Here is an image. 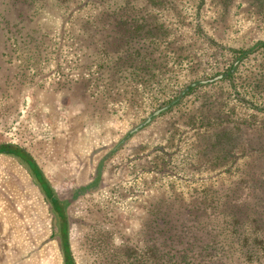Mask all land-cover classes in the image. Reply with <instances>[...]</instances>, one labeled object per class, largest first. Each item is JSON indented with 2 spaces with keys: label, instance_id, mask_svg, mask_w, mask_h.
Returning <instances> with one entry per match:
<instances>
[{
  "label": "rangeland",
  "instance_id": "1",
  "mask_svg": "<svg viewBox=\"0 0 264 264\" xmlns=\"http://www.w3.org/2000/svg\"><path fill=\"white\" fill-rule=\"evenodd\" d=\"M227 1L0 0V145L66 203L76 264H264L229 216L264 204V47L137 130L264 42V5ZM0 264H64L52 208L7 155Z\"/></svg>",
  "mask_w": 264,
  "mask_h": 264
},
{
  "label": "trees",
  "instance_id": "2",
  "mask_svg": "<svg viewBox=\"0 0 264 264\" xmlns=\"http://www.w3.org/2000/svg\"><path fill=\"white\" fill-rule=\"evenodd\" d=\"M230 1L232 0H229L227 2ZM258 2L261 6L264 5V0H258ZM261 47H264V42L258 43L254 47L240 52L238 54V58L236 59L233 65L232 70L215 75L213 78L210 79L194 81L189 85L185 86V88L179 93L177 97L164 104L157 112L152 114L149 120L144 121L142 125L138 127L137 130H141L143 128L148 127L154 119L173 110L186 97L192 95L199 88L209 86L217 82H225L231 80L238 65L249 55H251ZM137 130L130 132L127 137H131L134 133L137 132ZM0 155H7L18 159L31 173L35 184L39 187L40 191L46 198L57 220L60 237V246L63 254L64 264H76L71 253L68 238V222L67 214L65 211L67 206L66 203L59 199L58 195L56 194L48 179L45 177L39 165L25 149L13 144H1ZM261 206L262 209L260 210L257 208L253 209L248 206L246 207V211L240 210L238 213L230 212L229 216H231L232 221L234 222V226L238 227V229H240L242 232H245L241 233L242 239L244 241L243 245L245 247H251L255 251L263 254L264 256V204H261Z\"/></svg>",
  "mask_w": 264,
  "mask_h": 264
}]
</instances>
